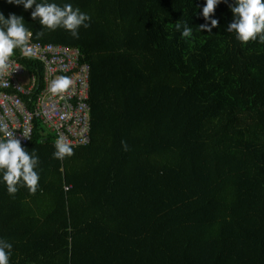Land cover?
Here are the masks:
<instances>
[{
  "label": "trees",
  "instance_id": "obj_1",
  "mask_svg": "<svg viewBox=\"0 0 264 264\" xmlns=\"http://www.w3.org/2000/svg\"><path fill=\"white\" fill-rule=\"evenodd\" d=\"M36 2L91 17L75 39L33 20L34 6L0 0L33 42L79 49L91 69V143L55 159V135L34 120L22 146L39 157L40 189L12 197L0 172L9 264H264V43L226 31L234 0L216 6L210 32L199 28L210 24L205 0Z\"/></svg>",
  "mask_w": 264,
  "mask_h": 264
},
{
  "label": "clouds",
  "instance_id": "obj_2",
  "mask_svg": "<svg viewBox=\"0 0 264 264\" xmlns=\"http://www.w3.org/2000/svg\"><path fill=\"white\" fill-rule=\"evenodd\" d=\"M16 5L22 4L27 10L34 6L30 13L33 20L39 19L40 25L54 31L57 28L67 30L75 39L79 38V28L90 26L91 17L81 12L78 7L66 3L62 7L56 3H37L36 0H8ZM221 0H205L201 10L204 19L210 20V24L199 25L200 30L210 32L212 28L219 27L217 19H211L216 6ZM233 15L232 22L228 23L226 31L235 32L236 38L246 44L250 40L264 43V0H234L229 5ZM175 28L181 31L182 38L192 37V29L184 23H176ZM45 35L43 31L37 32V39ZM32 32L24 25L22 16L9 14L7 18L0 13V77L9 76L18 67H13L11 58L15 55V49L20 50V55L31 58L36 54V47L31 44ZM7 86V84H5ZM75 81L67 76L60 75L52 79L48 85V92L60 100L70 97L67 93L74 88ZM92 125V121H91ZM92 130V129H91ZM0 172L3 173V182L6 184L7 193L14 197L20 187H26L30 195H34L39 189V157L33 151L31 154L22 146L21 141L14 135L7 123L0 121ZM23 137L30 138V129L23 133ZM86 142V141H82ZM124 151H128L126 141H121ZM53 158L63 160L71 157L74 146L65 137L60 136L55 141ZM67 190V189H66ZM12 244L6 240H0V264H9L12 254Z\"/></svg>",
  "mask_w": 264,
  "mask_h": 264
},
{
  "label": "built area",
  "instance_id": "obj_3",
  "mask_svg": "<svg viewBox=\"0 0 264 264\" xmlns=\"http://www.w3.org/2000/svg\"><path fill=\"white\" fill-rule=\"evenodd\" d=\"M31 44L36 47L31 58L41 62L42 71L31 72L18 59L11 58L13 67L18 68L9 76L0 77V121L8 124L22 145L32 139L34 120L41 121L56 139L63 136L74 147L89 145L92 129L89 65L82 62L77 48L33 40ZM60 75L75 81L66 100L48 92L50 81ZM28 129L30 138H25L23 133Z\"/></svg>",
  "mask_w": 264,
  "mask_h": 264
},
{
  "label": "bare ground",
  "instance_id": "obj_4",
  "mask_svg": "<svg viewBox=\"0 0 264 264\" xmlns=\"http://www.w3.org/2000/svg\"><path fill=\"white\" fill-rule=\"evenodd\" d=\"M31 40H32V38H31ZM35 60V59H34ZM38 61V60H37ZM40 62V61H39ZM41 63V62H40Z\"/></svg>",
  "mask_w": 264,
  "mask_h": 264
}]
</instances>
